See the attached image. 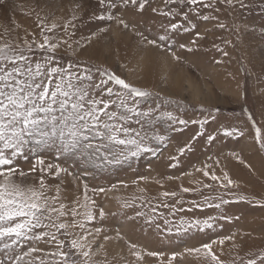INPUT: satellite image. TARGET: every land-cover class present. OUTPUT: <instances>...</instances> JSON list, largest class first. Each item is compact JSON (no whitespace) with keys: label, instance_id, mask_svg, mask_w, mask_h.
<instances>
[{"label":"rangeland","instance_id":"374dc122","mask_svg":"<svg viewBox=\"0 0 264 264\" xmlns=\"http://www.w3.org/2000/svg\"><path fill=\"white\" fill-rule=\"evenodd\" d=\"M248 2L249 7L236 10L226 3L216 5L219 11L197 8L199 15L189 12L195 28H190L182 15L189 11V6H179V14L173 16L161 15V11L177 7L166 5L164 0H150L143 13L131 6L109 8L107 0L104 5L98 0H8L6 7H0V43L24 49L23 42L31 41L32 34L38 42L42 41L44 27V34L52 37L53 42L67 40L71 45V48L62 45L58 57L61 64L78 62L81 69L90 66L93 71L97 67L111 69L127 82L153 93L147 101L141 100L142 108L155 109L159 105L157 115L170 111L188 121L180 125L171 124L166 118L153 120L156 133L166 137L163 142L152 141L150 146L155 154L142 152L119 164L101 167L60 154L55 146L28 145L24 155L14 161V167L28 174V183L38 185L43 178L49 196H56L59 188L55 207L64 203L68 209L77 206L75 202L84 204L87 184V195L95 201V207L91 204L89 207L96 219L85 222L82 215L85 209L77 207L81 213L77 223H85V228L68 229L72 234L68 237L50 227L44 229L49 236L42 240L21 239L16 244L0 240V261L10 264L16 255L36 247L42 251L24 257L19 264H39V260L57 264L60 258L49 255L58 248L57 242L51 241L52 235L66 241L63 250L67 251L68 240L95 228L102 231L88 237L89 264H168L173 252L182 255L172 264H211L203 253L185 252L186 248L204 243H212L213 251L226 264H247L248 259L257 258L264 250V148L260 146L264 143V35H261L264 0ZM152 8L161 11L152 12ZM109 14L124 19L129 27L124 28L116 19L109 20ZM203 16L218 19L204 20ZM69 21L71 25L65 30ZM53 23L57 28L48 32ZM133 23L136 31L132 30ZM170 23L183 27L172 31L168 28ZM220 23L225 27L220 28ZM165 28L169 39L161 41L159 36L165 34ZM184 28L190 31L185 32ZM136 32L156 39L163 47L147 44ZM180 44L186 47L181 48ZM25 54L31 55L27 50ZM33 58L40 59L39 50ZM132 127L139 125L133 122ZM225 128H237L242 135L227 136ZM209 136L215 139L210 141ZM181 148H185L183 153L179 151ZM41 159L43 164L38 163ZM49 164L53 165L51 171L47 170ZM205 165L220 181L197 171ZM56 166L67 171L54 175ZM224 172L239 187H222ZM99 188L105 192L94 194L93 189ZM182 188L194 191L182 192ZM164 192L177 195L164 197ZM241 196L246 199H239ZM125 204L131 207H124ZM164 204L169 207H163ZM100 208L106 213L103 219L99 217ZM138 212L144 215L137 216ZM181 217L186 220L211 217L213 226L188 233L164 231V219L170 222L168 227H175L180 226ZM63 220L71 222V217ZM227 236H235L236 246L233 241L219 243ZM5 243L11 247L5 249ZM132 244L137 247L133 249ZM133 252H139L142 259ZM148 252L163 255L152 257ZM83 259L79 257L78 264H83Z\"/></svg>","mask_w":264,"mask_h":264},{"label":"snow or ice","instance_id":"6c2138e0","mask_svg":"<svg viewBox=\"0 0 264 264\" xmlns=\"http://www.w3.org/2000/svg\"><path fill=\"white\" fill-rule=\"evenodd\" d=\"M106 0H98V3L104 5ZM8 0H0V7H6ZM109 8L118 6L136 8L140 13L146 10L150 5V0H107ZM166 5H176V8H170L169 11L163 12L152 8V12L161 11V15L168 17L179 14V6H189V11L182 12L184 19L188 21L190 28H195L196 24L189 19V12L200 13L197 8H211L214 11L220 9L216 7L218 3H226L233 10L244 9L250 6L248 0H164ZM195 6V7H192ZM73 20L76 19L74 16ZM103 19V17H101ZM109 20L116 19L124 28L129 27V23L124 19L108 15ZM204 20L218 19L213 16H203ZM43 25V21H41ZM71 25V21L64 25L65 30ZM74 27V25H72ZM220 28L225 25L220 23ZM164 28V25H161ZM183 27L179 23H170L168 28L172 31ZM57 25L53 23L48 32L56 29ZM190 28H184L185 32ZM132 30L136 31V25L133 23ZM106 32L107 29H100ZM136 35L147 41V44L156 47H163L158 44L156 39H148L142 33L136 32ZM200 36V33L196 34ZM261 35H264V28L261 29ZM31 41L25 40L24 49L19 45L13 46L7 42L0 43V240L11 241L16 244L21 239L42 240L49 236L44 229L55 228L58 233L68 237L72 235L68 229L79 227L85 228V223H77V217L81 213L77 207H83V219L85 222H91L96 219L94 211L89 207L91 204L95 207V201L90 200L87 195L88 185L85 184L84 204L68 209L64 203L55 204L59 200V188L56 196H49L48 189L43 178L39 184L28 183V174L14 167V161L24 155L25 149L32 144L35 147L55 146L60 154L78 157L84 163L94 164L96 167L119 164L131 157L139 156L142 152H152L155 149L150 145L153 140L163 142L166 137L156 133L152 125L153 120L166 118L171 124L186 125L188 121L179 119L170 111L159 112L157 115L156 108L141 107V100L147 101L153 96V93L147 89H142L127 82L120 75L108 68L83 67L73 62L66 65L60 63V49L62 45L68 44L67 40L53 42L52 37L44 34V27L41 28L42 41L36 40L35 34H32ZM169 39L168 29L165 28V34L159 36V40ZM195 43V41H193ZM185 48V44H180ZM27 50L31 55H26ZM36 50L40 51V59H34ZM191 51L192 49H188ZM224 55H227L225 52ZM179 59V57H175ZM99 77V79H97ZM111 85V86H110ZM133 122L139 125V128L132 127ZM196 123V121H193ZM204 122H201L203 126ZM257 139L259 140V129H257ZM224 134L232 136L240 134L237 128H225ZM199 135V134H198ZM214 136H209V140H214ZM264 148V143H261ZM190 147V146H186ZM181 153L185 148L179 149ZM235 155V154H233ZM239 159V157H237ZM38 163L43 164V160ZM218 164L219 161L217 160ZM175 167V165H172ZM53 165L49 164L47 170L51 171ZM207 165L203 171L204 176H211L213 181H220V177L214 172L210 173ZM34 170V169H33ZM43 170V169H42ZM61 171H67L56 166L54 175H59ZM143 179V178H142ZM171 179V178H169ZM221 184L224 188L239 187L238 182L234 181L227 172L223 173ZM211 187V185H204ZM115 187V186H113ZM182 192L194 191L190 188H182ZM105 192L104 188L93 189V193ZM164 197L176 196L175 192H164ZM246 199V197H239ZM255 199V198H254ZM228 201L221 200V203ZM259 202V201H257ZM169 207V205H162ZM199 207V205H195ZM124 207H131L125 204ZM174 207V206H172ZM220 207L219 204L216 205ZM156 211L155 208L152 209ZM53 215L56 219L53 220ZM137 216L144 215L137 213ZM71 217V222L63 220L64 217ZM106 216L103 208L99 209V217L103 219ZM213 218L208 219H190L180 218V226L168 227L169 221L164 219L166 226L164 231L176 233H188L192 230L204 231L212 228L210 222ZM49 221V223H44ZM159 228V225H157ZM101 228H95L93 232L85 231L78 237H73L67 241V251L63 249L66 241L58 240L56 235L51 236V241L58 244L57 251L49 253L50 256L59 257L57 264H78V258L83 257V264H89L91 256V245L87 243L88 237L99 235ZM32 235H29V234ZM108 240V236H104ZM233 241L235 245V236H227L219 241L221 245L225 241ZM11 244L5 243L4 248L8 249ZM101 247H103L101 245ZM135 249L137 246L132 244ZM42 251L36 247H30L22 255H16L10 264H19L24 257L32 253ZM186 253H203L205 258H210L211 264H226L213 251L212 243H204L199 247L186 248ZM137 258L142 259L139 252H133ZM148 256H162L159 252H148ZM181 253L173 252L168 260V264ZM39 260V257H36ZM0 264H4L0 261ZM31 264V262H28ZM39 264L44 261L39 260ZM51 264V262H49ZM247 264H264V250L257 254V258H250Z\"/></svg>","mask_w":264,"mask_h":264}]
</instances>
